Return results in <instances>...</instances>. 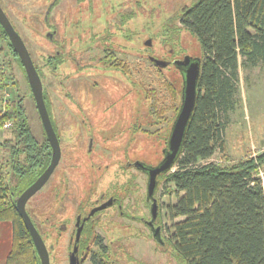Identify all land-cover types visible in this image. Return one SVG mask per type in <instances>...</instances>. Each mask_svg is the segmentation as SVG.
I'll return each mask as SVG.
<instances>
[{"label": "rangeland", "instance_id": "374dc122", "mask_svg": "<svg viewBox=\"0 0 264 264\" xmlns=\"http://www.w3.org/2000/svg\"><path fill=\"white\" fill-rule=\"evenodd\" d=\"M28 1L3 0L5 11L10 13L18 25L35 60L43 64L42 52H55L49 41L38 38L46 33L45 27L36 22L40 29L36 32L24 25L17 13L20 14L25 9L43 13L47 7L42 3H47V0ZM192 2L193 0H93L95 7L97 4L100 6L98 11L104 12L98 17H92L98 19L95 22L87 18L84 23L79 21L77 11H83L84 8L78 0H60L54 7L51 20L59 23L60 29L55 39L53 38L57 41L52 43L58 49L63 47L64 51L74 53L73 59L68 56L65 64L48 72L43 81L63 154L48 182L27 202V210L35 222L49 233L48 245H52L54 241L51 223L55 217L57 221L64 222L67 216H73L79 211L85 214L94 203L101 201L104 191L114 182L123 187H137V196L145 192L147 175L131 163L139 161L156 166L162 161L174 113L169 112L168 119L163 123L149 126V102L145 99L140 84L142 82L163 90L162 82L168 77L180 88L187 65L182 62L204 58L199 37L180 27L178 19L182 7ZM120 3L127 12L139 13L129 22L132 30L130 39L123 38L124 33L118 31L113 24L119 20V15L116 17L113 14V22L108 23V5L119 7ZM91 22L90 31L87 26ZM77 28L82 31L88 29L87 34L83 33L85 40H77ZM167 28L173 29L168 31ZM105 29L110 31L109 39L113 41L116 57L132 67L134 77L117 70L112 71L103 64L107 52L99 46L100 43L90 41V37L93 30ZM168 38L174 40V43L167 42ZM64 43L69 46H63ZM151 58L165 64L156 66ZM239 62V78L233 95L234 107L222 115L227 123L225 149L219 148L209 158L210 161L226 164L241 158L257 157L264 152V61L252 64L240 56ZM107 65L110 66L108 63ZM76 70H83L85 75L77 77ZM4 71L19 80L21 92L26 97L27 114L33 133L37 139H44L43 124L24 71L5 41L0 38V75ZM67 74L69 77H62ZM12 91L14 96V88ZM10 133V130L4 132L1 138L10 136ZM92 138L95 144L94 151L90 153L86 148L88 139ZM175 169L177 165L171 170ZM12 174L10 173V177L7 175V181L14 187L18 180ZM261 176H264V166ZM174 186L173 182L162 181L157 192L163 204L167 238L173 232V221L165 207L177 201ZM52 213H55V217ZM182 219L183 217H178L175 221ZM141 231L143 235L137 237L107 236L102 233V240L112 244L110 260H114L115 264H178L175 250L169 243L164 248L157 247L147 237L146 231ZM70 240L65 235L63 239H59L56 249L50 248L52 264H68ZM83 264H91L90 259Z\"/></svg>", "mask_w": 264, "mask_h": 264}, {"label": "trees", "instance_id": "16d2710c", "mask_svg": "<svg viewBox=\"0 0 264 264\" xmlns=\"http://www.w3.org/2000/svg\"><path fill=\"white\" fill-rule=\"evenodd\" d=\"M46 2L42 3L47 7L43 13L27 9L17 13L19 20L36 32L40 29L35 23L43 24L46 33L38 38L49 41L53 45L52 49H55L53 53L42 52L43 64H39L30 51L43 81L48 72L64 65L68 56L73 59L74 54L64 51L63 47L58 49L54 46L53 43L57 41L54 40L55 35L60 28L59 23L52 22L51 14L60 0ZM78 2L84 8L83 11H77L80 23H84L87 18L95 22L98 19L92 17H98L104 12L98 11L100 6L97 4L95 7L93 0ZM0 4L6 10L3 0H0ZM117 7L118 5H108V23L113 22V14L116 17L119 15V20L113 24L118 31L124 33L123 38L130 39L129 22L139 13L127 12L122 3ZM7 14L21 34L10 13ZM178 17L180 27L199 37L204 58L201 60L195 109L174 163L177 169L171 168L158 176L159 185L162 181L173 182V190L177 193V201L165 207L173 221L169 244L175 250L178 264H264V176H261L264 152L257 157L241 158L226 164L209 160L219 148L225 149L227 123L222 115L234 107L233 95L239 78V57H245L252 64L264 61V0H193L191 4L182 7ZM91 25L92 22L87 26L88 29ZM88 29H75L78 41L85 40L84 34H87ZM172 29L167 28L168 31ZM91 34L90 41L94 44L100 43L99 46L107 52L103 62L105 67L132 77V67L116 57L113 41L109 39L110 31L93 30ZM0 38L5 41L27 79L22 61L1 24ZM166 41L174 43L171 38ZM104 44L108 46L103 47ZM65 45L69 46L67 43L63 44ZM84 71L76 70L75 74L81 77L85 75ZM0 76V90L12 85L15 91L6 110V117L13 120L11 133L10 136L0 139V150L3 154L0 155V220H10L13 223V245L6 264H42L16 202L19 195L48 167L52 149L44 127V139H37L33 133L27 114L26 97L21 92L19 80L6 71ZM65 76L69 77V74L62 77ZM140 85L145 99L149 102L151 120L148 125L163 123L168 119V113L173 112L170 124L172 127L182 103L184 76L180 88L168 77L162 82L163 90L142 82ZM44 96L58 133L45 86ZM10 173L18 180L14 187L7 181ZM178 217L183 219L175 221ZM33 221L48 245L49 233L43 231L34 219ZM59 238L63 239L62 236ZM86 238L81 233L80 238L74 241L76 246L84 250ZM48 247L50 250L52 245ZM105 256L109 259L107 254ZM83 261L82 255L80 262ZM93 263L105 264V258H93Z\"/></svg>", "mask_w": 264, "mask_h": 264}, {"label": "water", "instance_id": "95a60500", "mask_svg": "<svg viewBox=\"0 0 264 264\" xmlns=\"http://www.w3.org/2000/svg\"><path fill=\"white\" fill-rule=\"evenodd\" d=\"M0 24L5 29L13 48L18 53L25 68L28 83L31 88L44 130L46 132L47 138L52 149V157L48 167L30 186H28L19 195L16 202L17 207L24 218L25 224L30 231L35 247L41 259V263L52 264L49 247L27 210V202L48 182V180L54 173L56 167L58 166L62 158V146L46 103V99L44 96V83L35 65L31 52L23 36L15 28L10 17L8 16L1 4ZM151 60L159 66L165 64L163 61L156 60L154 58H151ZM182 63L184 65L187 64L185 74L183 75L184 86L182 93V103L171 128L168 147L165 151L164 158L156 166L147 167L139 161L135 163L137 167L142 168L144 170L146 169L148 171L149 195H153L156 186L158 185V176L161 173L167 172L173 167L175 160L178 157L179 152L182 148L186 130L195 109L198 93V81L201 73L202 62L201 60H191L189 62L184 61ZM107 205L108 203H105L93 208L91 210V214L95 213L98 210L104 209L105 207H107ZM153 213L154 215H156L157 213L155 205L153 207ZM79 237L80 234L78 232L77 238L79 239ZM77 250L78 246L75 247L74 251L70 255V264H82L80 262L79 256L76 255Z\"/></svg>", "mask_w": 264, "mask_h": 264}, {"label": "flooded vegetation", "instance_id": "af4514ba", "mask_svg": "<svg viewBox=\"0 0 264 264\" xmlns=\"http://www.w3.org/2000/svg\"><path fill=\"white\" fill-rule=\"evenodd\" d=\"M94 141V138L88 139L86 150L90 153L94 151ZM135 163L133 162L134 165ZM143 164L147 167L149 166L145 163ZM142 170L149 180L148 171L146 169ZM148 180L145 192H141L142 194L139 196H137V187H132V185L123 187L119 183L114 182L104 191L101 201L94 203L85 214L79 211L73 216H67L64 222L57 221L55 213H52V216L55 217L51 223V235L54 240L52 247L54 249L58 247L60 236L66 235L71 238L69 242L68 264H70V255L76 247L74 241L77 238L78 232L79 234L84 233L87 237L84 240V250H82V247H78L76 251L79 259L82 255L85 256L83 263L87 259H90L91 264H95L93 263V258L99 259L101 256L105 258V264L116 263L105 256V254L110 256L112 244L110 242L105 243L102 240V233L107 234V236L127 235L137 237L143 235L141 231L143 230L144 232L146 231L147 237H150L157 247H165L169 243V237L165 236L166 225L163 220V204L157 195L160 185L156 186L153 195H149ZM105 203H108L107 207L91 214L93 208ZM154 205L157 210L156 215L153 213ZM105 210L108 211L105 212ZM82 251L84 253L81 254Z\"/></svg>", "mask_w": 264, "mask_h": 264}, {"label": "crops", "instance_id": "0c3cea01", "mask_svg": "<svg viewBox=\"0 0 264 264\" xmlns=\"http://www.w3.org/2000/svg\"><path fill=\"white\" fill-rule=\"evenodd\" d=\"M13 245V223L0 220V264L7 263V257Z\"/></svg>", "mask_w": 264, "mask_h": 264}, {"label": "built area", "instance_id": "2783aa9c", "mask_svg": "<svg viewBox=\"0 0 264 264\" xmlns=\"http://www.w3.org/2000/svg\"><path fill=\"white\" fill-rule=\"evenodd\" d=\"M13 100V91L11 86L0 90V139L4 132L11 130L13 120L6 117L8 104Z\"/></svg>", "mask_w": 264, "mask_h": 264}]
</instances>
